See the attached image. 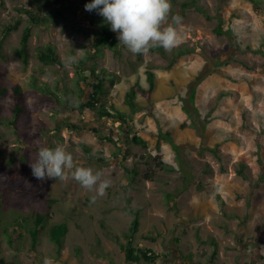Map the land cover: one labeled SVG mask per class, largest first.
<instances>
[{
	"label": "rangeland",
	"instance_id": "374dc122",
	"mask_svg": "<svg viewBox=\"0 0 264 264\" xmlns=\"http://www.w3.org/2000/svg\"><path fill=\"white\" fill-rule=\"evenodd\" d=\"M70 1L73 9L67 25L33 28L26 65L18 50L28 22L17 8L35 9L34 2L0 0V83L8 88L1 100L4 122L14 116L16 85L21 86L27 105L19 119L20 135L0 124V190H7L0 207V234L3 224L17 216L46 212L48 199L56 200L50 225L66 222L69 226L61 254L47 233L41 235L36 254L31 251L30 234L14 245L2 235L0 264H43L45 257L53 264H136L126 260L115 240L118 236L127 242L124 234L134 219L129 208L141 215L134 244L164 254L158 264H264V0H258V6L249 0H196L185 9L182 4L192 0H170L169 22L172 15L182 17L183 39L167 51L169 59L151 50L140 56L124 47L117 56L107 49L98 68L118 76L120 94L126 90V78H140L147 86V67L157 75L155 107L133 116L136 129L131 132L92 109H74L65 98L67 88L75 87L77 64L98 35L84 0ZM18 18L24 23L2 43L4 27ZM217 27L225 33L217 34ZM48 43L56 47L63 67H44L37 58V48ZM76 50H81L79 56ZM179 50L187 54L168 67ZM68 56H77V62L66 66ZM85 72L90 76L87 64ZM36 78L58 98L36 91ZM139 100L149 102L142 95ZM65 121L78 128H59ZM159 125L177 130L179 152L165 141L157 152L152 148L155 138L139 132L142 128L157 131ZM135 133L149 141V148L131 141ZM230 136L236 140L225 142ZM27 137L32 143L25 141ZM57 145L80 165L111 180L95 203L90 202L95 192L81 187L70 172L65 181H40L32 175L29 165L38 147ZM158 153L175 168L173 172L158 168ZM242 164L246 177L238 172ZM133 168L139 175L128 186L127 169ZM169 192L179 194L174 209L167 203ZM212 241L218 249L215 260H211Z\"/></svg>",
	"mask_w": 264,
	"mask_h": 264
},
{
	"label": "trees",
	"instance_id": "16d2710c",
	"mask_svg": "<svg viewBox=\"0 0 264 264\" xmlns=\"http://www.w3.org/2000/svg\"><path fill=\"white\" fill-rule=\"evenodd\" d=\"M256 6L259 5L258 0H249ZM35 9L19 7L17 8L20 17H24L28 24L25 26L21 39V46L18 50L19 55L23 58L26 65L29 64V54L28 46L30 39L32 37L33 28L36 26H48L52 23H63L68 24L69 14L73 9L70 0H33ZM68 2L69 4H66ZM92 0H84V6L87 3H91ZM3 4V2H1ZM191 4H197L196 0L191 2H186L182 4L183 8L191 6ZM199 11L206 15V11L203 7L199 6ZM87 17L90 19L92 24L97 30L96 38L87 46L86 52L82 60L79 61L76 68L77 76L74 78L75 87L67 88V97L70 99V105L72 104L74 109H92L101 117L114 118L121 122L127 127L129 132L136 129L133 122V116L138 111H150L155 104L152 102V95L154 94L157 87V75L153 67H147V86L141 82L138 78L133 80L132 78L124 79L126 83V90H124L123 95L120 94L117 84L119 78L115 73L108 72L104 68H98L99 59L104 56L107 49L113 50L117 56L122 55V49L125 47L119 44L117 34L111 30V26L104 20V18L98 14L96 10L92 12L88 11ZM209 18V16H207ZM24 20L18 18L15 22L7 24L2 32L1 42L3 43L7 37L14 31L19 30ZM217 34L222 35L225 33L223 28L216 29ZM231 33V31H230ZM233 34H231L232 36ZM153 52H159L163 57L168 58L167 51L163 48H151ZM187 54V50H179L175 56L170 58L168 67H172L178 57H182ZM141 56V55H140ZM37 58L43 64L44 67H49L55 65L57 67H63V61L59 58L58 52L54 44L48 43L46 45H41L37 48ZM85 64L89 67L91 72L90 76H87L85 72ZM232 79L230 76H228ZM83 83L86 87H83ZM34 87L36 91L41 93L43 96H53L58 98L57 94L53 92L47 83L38 84L37 78L34 82ZM253 94H255V91ZM14 98L15 103L12 107V112L14 116L9 119L8 123L4 122L3 116V105L1 103L2 98L8 94V88L1 86L0 83V124H5L12 127L18 135L19 134V119L22 114L26 113L27 105L23 103L24 92L20 85L14 87ZM139 95L145 97L149 102L143 104L139 100ZM66 100V99H65ZM63 104L64 101H59ZM66 126L70 129H77L78 127L73 123L68 121L63 122L59 128ZM184 127V125H182ZM95 132L98 131L95 129ZM139 132L147 133L152 138H155L156 144L152 147L155 151H160L162 141L170 143L173 149L179 152V144L177 142V130L175 128H164L159 125L157 131L148 130L142 128ZM28 143H32L31 138H24ZM102 139L110 140L109 137L103 136ZM236 140L233 136H230L225 140ZM131 141L136 144V146H141L143 148H149V141L145 140L141 133H135L131 138ZM215 151V150H214ZM155 161H157V166L162 171L173 172L175 168L169 166L161 159V155L158 153L155 156ZM246 165L242 164L240 170L238 171L240 175L246 177L245 174ZM130 171V179L128 186H133L136 182V177L139 175L137 168L127 169ZM7 190H0V207L6 201L4 199V194ZM179 195V194H177ZM172 192L167 193V203L170 209L176 208V196ZM55 199H48L46 204V212H36L31 215L22 214L21 217H16L12 221L5 222L3 225V233L0 234V248L3 243L2 235L5 236L6 241L10 245H14L17 240H22L27 234H30L31 240V251L36 254L37 249L40 245L41 235L47 233L50 241L56 246L57 252L62 253L65 248L66 238L69 233V226L66 222L55 223L50 225L51 220L55 217L54 204ZM129 212L134 215L133 223L130 231L124 234V238L127 240L126 243H122L120 238L116 236L115 240L121 245L123 252L125 253L126 260L128 262L136 264H158L160 258L165 257L164 254L155 252L152 248L142 247L134 244V239L140 230V213L132 208H129ZM214 241H212V244ZM214 250L211 255V260H215L218 255L217 244L214 243ZM188 258L190 255H186ZM185 256V257H186Z\"/></svg>",
	"mask_w": 264,
	"mask_h": 264
},
{
	"label": "clouds",
	"instance_id": "9594fccd",
	"mask_svg": "<svg viewBox=\"0 0 264 264\" xmlns=\"http://www.w3.org/2000/svg\"><path fill=\"white\" fill-rule=\"evenodd\" d=\"M172 5L170 0H92L85 4V10H96L118 33L119 44L124 45L132 54H147L151 48H163L171 51L182 42V17H169ZM77 56L81 50H76ZM77 56H68L65 65L77 62ZM32 175L40 181L71 178L89 192H95L90 199L95 203L98 197L105 195L111 186V180L103 178L101 171L85 167L74 161L71 153L63 146L55 148L39 146L36 159L30 163ZM43 264H53V260L45 257Z\"/></svg>",
	"mask_w": 264,
	"mask_h": 264
}]
</instances>
